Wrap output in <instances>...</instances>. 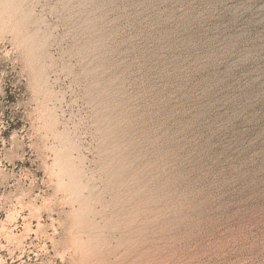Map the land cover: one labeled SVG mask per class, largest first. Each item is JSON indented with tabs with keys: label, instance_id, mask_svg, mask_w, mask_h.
I'll use <instances>...</instances> for the list:
<instances>
[{
	"label": "rangeland",
	"instance_id": "rangeland-1",
	"mask_svg": "<svg viewBox=\"0 0 264 264\" xmlns=\"http://www.w3.org/2000/svg\"><path fill=\"white\" fill-rule=\"evenodd\" d=\"M0 264H264V0H0Z\"/></svg>",
	"mask_w": 264,
	"mask_h": 264
},
{
	"label": "bare ground",
	"instance_id": "bare-ground-1",
	"mask_svg": "<svg viewBox=\"0 0 264 264\" xmlns=\"http://www.w3.org/2000/svg\"><path fill=\"white\" fill-rule=\"evenodd\" d=\"M110 115V114H109Z\"/></svg>",
	"mask_w": 264,
	"mask_h": 264
}]
</instances>
